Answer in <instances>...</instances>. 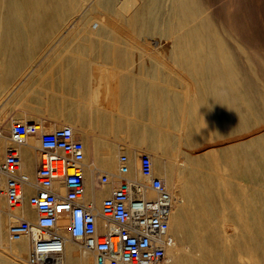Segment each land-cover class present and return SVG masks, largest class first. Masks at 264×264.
<instances>
[{"label":"bare ground","instance_id":"bare-ground-1","mask_svg":"<svg viewBox=\"0 0 264 264\" xmlns=\"http://www.w3.org/2000/svg\"><path fill=\"white\" fill-rule=\"evenodd\" d=\"M240 1L251 0H0L1 78V62L13 51L10 42L20 39L15 31L22 27L11 24L24 21L65 23L83 19L86 25L79 29L86 30L80 33L84 47L128 50V46L109 41L122 37L113 28V21L120 20L151 33L153 41H146L155 50L182 57L177 62L189 70L197 89V96L188 102L193 110L187 111L186 105L185 113L202 114L206 126L200 124V117L180 114V97H172L171 92L164 90L163 121L175 123V136L169 133L163 141L148 137L152 145L150 152L154 154V172L164 174L166 185L178 198L170 230L181 244L177 241L169 250L172 264H206L207 261L190 252V245L199 249L212 245L218 248L230 242L229 235L222 233L215 221L220 211L229 209L232 202L220 192V179L225 185L224 192L233 194L239 202V208L232 210L238 213V245L243 253L256 255L264 264V74L260 72L264 71V40L254 39V42L247 35L250 31L246 34L244 23H235L234 12ZM257 5L264 9V0H257ZM154 116H148V124H154ZM202 132H205L203 143ZM6 137L0 121V139ZM169 147H174L175 153L167 157L168 151L164 150ZM129 164L128 178L141 185L139 155L130 157ZM56 189L61 193L65 190L60 181ZM32 192L34 189L29 186L26 193ZM177 192L185 199L179 198ZM9 209L13 212L18 206ZM66 214L59 219L64 226L69 219V213ZM196 225H205L206 229H197ZM219 260L232 264L229 256L223 255ZM64 262L85 264L84 256L68 239H65Z\"/></svg>","mask_w":264,"mask_h":264},{"label":"crops","instance_id":"crops-1","mask_svg":"<svg viewBox=\"0 0 264 264\" xmlns=\"http://www.w3.org/2000/svg\"><path fill=\"white\" fill-rule=\"evenodd\" d=\"M76 21L80 27L86 25L83 19ZM76 21L11 24L22 28L15 31L20 39L10 42L13 51L1 62L3 110L0 121L5 132L10 123L12 128L14 121L30 124L27 142L19 150L22 168L32 175L41 163L38 145L49 135L47 130L71 126L75 136L84 142L88 155L86 179L88 175L90 186L83 203L94 204L99 209V204L118 185L115 179H120L119 155L128 153L133 157L148 153L152 147L148 137L163 141L168 135L162 103V94L167 88L163 86L162 75L153 70L156 65L146 60L145 52L86 48L80 38L85 29L61 28ZM4 114L8 115L5 120ZM154 114L155 122L150 125L148 116ZM4 142L0 143V161L8 152L9 146ZM102 170L107 171L112 182L99 188L97 183ZM1 179L0 185L4 181L6 185L7 178ZM32 193H26L22 203L17 205L18 210L6 209L14 223L22 217H36L31 207L28 208ZM99 226L102 229L101 220ZM5 228L0 219V245L8 247L18 258L2 255L0 264H25L24 255L31 247L30 237L17 234L12 238L11 229L5 232ZM27 264H31L28 259Z\"/></svg>","mask_w":264,"mask_h":264},{"label":"built area","instance_id":"built-area-1","mask_svg":"<svg viewBox=\"0 0 264 264\" xmlns=\"http://www.w3.org/2000/svg\"><path fill=\"white\" fill-rule=\"evenodd\" d=\"M29 129L27 122H13L8 152L0 161V174L7 178L3 194L11 206L22 203L29 186L34 189L29 202L38 220H21L31 240L29 263L65 264L66 238L59 232L58 222L61 213L67 212L70 236L94 253L96 264H172L169 250L177 245V239L170 230V221L178 198L165 180L155 175L151 154L141 155V171L149 181L141 185L128 178L129 156H120V181L97 209L94 204L83 203L86 151L73 128L55 129L42 139L41 163L34 177L22 168L19 150L27 142ZM110 180V175L104 173L99 183ZM58 181L65 193L56 189ZM148 188L156 192L154 198L147 196Z\"/></svg>","mask_w":264,"mask_h":264},{"label":"rangeland","instance_id":"rangeland-1","mask_svg":"<svg viewBox=\"0 0 264 264\" xmlns=\"http://www.w3.org/2000/svg\"><path fill=\"white\" fill-rule=\"evenodd\" d=\"M217 1L221 2L222 0H217ZM244 11H246V12H244ZM263 11H264V9L257 5V0H251L248 2L247 1H240L237 10L234 12L235 23L236 24H243L244 23V25L246 26L245 27L246 28V34L250 31L247 35L253 41H254V39H255V41H260V40L263 41L264 40V27H262V26H264V20H263V18H261V17H264ZM244 14H246V15L244 16ZM237 15H239L240 17H238ZM76 22L77 23H73V24H65V25L61 26V28L62 29H76L77 27H80V24L78 23L79 21H76ZM113 22L115 24V26H113V28L117 31H120L119 33L122 35V37H119V38L114 39V40L112 38H110L109 41L112 40L117 45H120V46H128L129 47L128 50H138V51L145 52V54L148 55V58H146V60L148 62L152 63L153 65H156V67L153 68V70L154 69L157 70V73L158 72L160 73L159 70H161L160 74L162 75L161 78H162L164 88L166 87L167 88L166 90L168 92H171L172 97H175V96L180 97V99H181L180 103H179V106L181 107L180 114L182 113V115L184 117L185 116L191 117L193 112L192 113H189V112L185 113L184 109H185L186 105H187V111L191 108L189 106L188 102H190L194 97L197 96V89L194 87V85L191 82V74L189 73V70L185 66H183L180 62H177V60L181 59L182 57H177V56L174 57L173 55L167 54V52L158 51L157 49L155 50L153 44L151 47V45H149V43L146 41V39L149 42L153 41L151 33H145L138 27L128 25L127 22H122L120 20H114ZM250 22H252L253 25H255V26H253L252 23H250ZM248 23H250V24L248 25ZM248 26H249L250 30H249V28H247ZM255 27H257V28L259 27V29L255 28ZM254 29H255V31H254ZM146 42L148 44H146ZM155 55H157V56L155 57ZM258 58H259L258 56H257V58L255 57V59H258ZM253 62H255V61H253ZM260 72H263V74H264V71H260ZM2 110H3V97L0 96V112ZM191 110H193V108H191ZM176 113H177V111H176ZM7 116L8 115L4 114V120H5V118H7ZM194 116L201 118V120L199 122L205 128L206 123L204 121V116L202 114H200V115L195 114ZM165 124L168 125V134L172 133V135L175 136V132H176L175 123L173 121H169ZM52 132H53V129L47 130V134H51ZM10 133H11V123H10V125L6 131L7 137L3 138L4 140L0 139V143L5 141V143L7 144V147L9 146V143H10V139H9ZM198 133L200 134L199 130H198ZM201 135H202V137H201ZM201 135H200V142L203 143L205 141V137H204L205 132H202ZM6 139H7V141H6ZM38 146L40 147L41 143ZM167 149L168 150H164V152L168 151L166 153L167 157L173 156L175 153L174 147H171V148L169 147ZM203 149L204 150L206 149V147H204V145H203ZM30 150H31V147H30ZM212 150H214V148ZM148 153L151 154L150 152H148ZM122 154L123 153H121L118 157V164H119L120 156ZM126 154L130 158V154H128V153H126ZM142 154L143 153H141L139 155V165L140 166H141L140 156ZM161 154H162V152L159 155H161ZM151 155H154V154H151ZM86 162L88 163V155L87 154H86ZM220 168H221L220 170H223V165H220ZM117 169H118V166L116 167L114 172H117ZM106 172H107L106 170H102V174H104ZM1 175L2 174H0L1 178L5 176V175H3V176H1ZM155 175L160 176V177L164 176V174H160L157 170H155ZM88 178H89V176L87 175V180H88ZM139 178H140L141 182L148 183V178L145 177L142 174V172H141V175ZM115 181H116L115 184H117V182L119 183L120 179L119 178L117 180L115 179ZM110 182H112V179L108 183H110ZM108 183H106V184H108ZM97 184H98L99 188H102L104 185V184H101L99 182ZM234 184L237 188L238 187V181L234 182ZM218 185L221 189L220 192L225 193V195H228L229 198L232 200L230 207H228L229 209H226V210L224 209V210L220 211L217 219H215V221L218 223L219 230L222 231V233H224L225 235H229L230 242L226 243V244L224 243V244L220 245V247H218V248L216 247V245H212L209 248L199 249V248H194L192 245H190L191 247L188 249L190 250V252L192 254H195V257L198 256L197 258H200L201 260H205V262L207 261L208 264H229L228 262L226 263L222 260H219L221 258V256H223V255L226 257L229 256L231 258L232 264H242V263L261 264L260 261L256 259V258L259 259V257H257L256 255L252 256V255H248L246 253H243L241 248H240V245H238L237 238H238V235L240 233V227L238 226V215H237L238 213H237V211L232 212V210L235 211L236 209L239 208V202H238V200H236L234 198L233 194H231L227 191L224 192L225 185L223 183V179L218 180ZM0 187H3L2 191L4 192L5 191V181L2 185H0ZM86 190H87V188H86ZM62 193H65V190ZM147 194L150 195V198L151 197L153 198L156 196V192L151 188H148ZM178 195H179V198L185 199L184 196H182L180 193H178ZM29 205H30L31 209L35 212L36 217L35 218H29V217L23 218L22 217V218L28 219L32 222H37L38 213H37L36 209L31 204H29ZM100 205L101 204H99V207H100ZM10 206L11 205L8 203L6 196L4 194H2V196L0 197V219H3V226L6 227L4 231L8 232V230L11 229L9 234L12 238L17 234H18V236H25L26 235L29 237L28 232L26 230L22 229V227H21L22 218L18 222L14 223L13 222L14 218L11 216H8V214L6 213L7 212L6 209L10 208ZM12 207H16V206H12ZM63 214L65 215L66 213L65 212L61 213L62 216H60V218L64 217ZM67 215H68V213L66 214V216ZM203 219H204V221L207 222L206 218H203ZM69 220H70V218L68 219V222L65 226L62 225L59 221V223H58V227L60 229L59 232L63 236H65L66 239L71 240L72 243L79 249L80 253L84 256L85 264H88L89 261L96 264L94 253L92 251L86 250L80 244V242L78 240L73 239L70 236L69 231H68ZM8 226H11V228H9ZM196 228L197 229L199 228L202 230L206 229L205 225H203V227L201 225L199 227H198V225H196ZM177 241H179V240H177ZM179 244H181L180 241H179ZM30 248L31 247H29V249H28V253H26V255H24L26 258V261H24L25 264H27V259L29 257ZM218 252H219V259H216V255ZM210 254H211V256H210ZM2 255L8 256V257L18 258L15 255V253H13L8 247H3L0 245V256H2ZM208 255H209V258H208ZM206 256H207V259H206Z\"/></svg>","mask_w":264,"mask_h":264}]
</instances>
